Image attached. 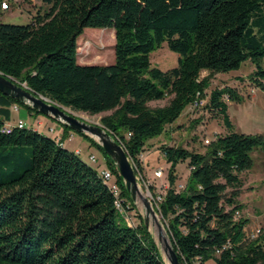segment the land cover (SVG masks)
I'll list each match as a JSON object with an SVG mask.
<instances>
[{
  "label": "trees",
  "instance_id": "obj_1",
  "mask_svg": "<svg viewBox=\"0 0 264 264\" xmlns=\"http://www.w3.org/2000/svg\"><path fill=\"white\" fill-rule=\"evenodd\" d=\"M44 1L49 9L29 24H0V72L64 108L111 112L101 124L136 174L148 141L165 134L198 94L206 99L215 74L250 60L257 67L252 81L264 91V0ZM87 28L115 30L113 64H79L78 38ZM164 44L178 55L177 67L152 65L151 54ZM231 91L216 88L206 102L228 130L206 152L159 148L170 165L169 186L155 210L181 264H264V229L248 239L238 200L240 175L264 139L235 132L224 100L234 98ZM15 105L0 93V264H166L142 216L135 226L125 219L135 201L103 148L79 133L105 155L113 185L63 140L26 126L4 132ZM179 163L190 168L181 191Z\"/></svg>",
  "mask_w": 264,
  "mask_h": 264
},
{
  "label": "rangeland",
  "instance_id": "obj_2",
  "mask_svg": "<svg viewBox=\"0 0 264 264\" xmlns=\"http://www.w3.org/2000/svg\"><path fill=\"white\" fill-rule=\"evenodd\" d=\"M9 8L0 11V24L27 25L34 18L43 14L49 9V5L44 0H4ZM115 30L87 28L78 38V62L82 65H109L115 61ZM178 55L170 51L166 44L155 50L150 60L154 67L161 70H168L178 66ZM264 69V58L260 61ZM257 67L250 60L242 63L240 69L228 73L215 74L211 79V85L207 89L206 102L209 101L211 92L216 88L230 87L234 98L225 97L228 104V115L232 122L235 132L246 135L262 137L264 139V91L257 88L252 78ZM208 75L203 72L202 77ZM169 103V100L151 103L152 107H163ZM76 117L91 123L101 124V118L109 115L111 112L99 115H90L88 113L76 112L66 108ZM19 113L13 112L11 124H16L19 120L23 121L27 128L38 130L45 136L54 140H63L64 147L72 153L79 151V157L92 168L102 172L110 169L107 159L103 152L99 151L79 133L69 131L66 133L64 127L57 121L37 114L35 111L29 112L24 106H19ZM20 119H17L19 118ZM227 128L219 116L210 112L206 105L200 109L192 111L187 107L179 119L168 127L165 134L148 141L146 151L140 156V171L137 173L138 182L141 187L143 197L148 198L153 208L157 202L161 201V196L168 189L167 174L170 165L163 157L160 146L163 144L183 146L195 152L204 153L208 149L206 141H214L217 136H223L227 133ZM264 146V145H263ZM255 148L250 156L252 166L249 170L241 173L240 177L244 186L240 192L238 200L245 207L242 216L248 218V235L257 234L259 229L264 228V147ZM78 153V152H77ZM94 155L95 162L89 160ZM132 163V162H131ZM133 165V163H132ZM116 167V166H115ZM134 169L136 168L133 165ZM117 169V168H116ZM162 169L163 173L157 177L155 173ZM136 170V169H135ZM142 174V175H141ZM190 175V168L186 163L177 165V190L184 189ZM115 183V176L108 181L109 185ZM150 187L155 189V195L150 191ZM142 199V198H141ZM135 201V209L125 211L127 222L135 226L138 223L137 216L141 215L143 220L146 216V210L143 201ZM156 221L151 218L150 232L152 233L159 249L163 255L166 264H169L164 253V241H160L159 224L162 226L163 239L170 243V236L166 225L160 215L156 214ZM254 240V239H252Z\"/></svg>",
  "mask_w": 264,
  "mask_h": 264
},
{
  "label": "water",
  "instance_id": "obj_3",
  "mask_svg": "<svg viewBox=\"0 0 264 264\" xmlns=\"http://www.w3.org/2000/svg\"><path fill=\"white\" fill-rule=\"evenodd\" d=\"M0 93L6 95L20 103L21 105L32 108L35 112L49 117L61 125L70 127L73 131L86 134L94 139L104 150L106 155L114 162L119 175L122 177L124 184L131 194L134 201L139 194V182L135 169L121 143L102 124H91L78 117L66 108L57 105L51 99L31 91L24 84H20L15 79L6 76L0 72ZM146 216L144 224L150 228V220L156 219V210L153 208L151 201L142 197ZM160 241H164V253L170 264H181L178 254L172 244H168L167 239H163L162 226L159 224Z\"/></svg>",
  "mask_w": 264,
  "mask_h": 264
},
{
  "label": "built area",
  "instance_id": "obj_4",
  "mask_svg": "<svg viewBox=\"0 0 264 264\" xmlns=\"http://www.w3.org/2000/svg\"><path fill=\"white\" fill-rule=\"evenodd\" d=\"M2 6H3V8H5V9H8V7H9V5H8L7 2H3V3H2ZM205 105H206V99L201 98L200 94H198L197 98H196V99L194 100V102L189 106V108H190L192 111H194V110H196V109H200V108H202V107L205 106ZM12 110H13V111H19V106H18V105L13 106V107H12ZM13 126H17L18 128H23V127L25 126V124H24V122L21 121V120H19L16 124L7 123V124L4 126L3 131H4V132H10V129H11ZM206 144H210V141L207 140V141H206ZM77 152H78V154H80L79 151H77ZM89 160L92 161V162H95V161H96V158H95L94 155H91L90 158H89ZM162 173H163V170H162V169H159V170L155 173V175H156L157 177H160V176L162 175ZM100 175H101V177H102L105 181H109V180L111 179V177H112V176H111V172H110L109 170H103L102 172H100ZM113 188H114V190H115V186H113ZM117 207L120 208V203H119L118 201H117ZM261 229H264V228H261ZM261 229H259V231H258L257 234L248 235V239H249V240L255 239V238L258 236V234H259V232L261 231Z\"/></svg>",
  "mask_w": 264,
  "mask_h": 264
},
{
  "label": "bare ground",
  "instance_id": "obj_5",
  "mask_svg": "<svg viewBox=\"0 0 264 264\" xmlns=\"http://www.w3.org/2000/svg\"><path fill=\"white\" fill-rule=\"evenodd\" d=\"M139 194L137 196V201H139V199H141L143 197V193H142V190H141V187L139 185ZM168 244L170 245V242L168 241ZM167 258V257H166ZM168 261V260H167ZM169 263V262H168ZM170 264V263H169Z\"/></svg>",
  "mask_w": 264,
  "mask_h": 264
},
{
  "label": "crops",
  "instance_id": "obj_6",
  "mask_svg": "<svg viewBox=\"0 0 264 264\" xmlns=\"http://www.w3.org/2000/svg\"><path fill=\"white\" fill-rule=\"evenodd\" d=\"M154 103V102H153ZM13 112H16V113H19L20 112V110L19 111H13ZM13 112H12V110H11V117H10V121H11V119H13ZM17 119H20V117L19 118H17ZM10 121H8L7 123H10ZM38 131V130H37ZM63 146H64V144H63Z\"/></svg>",
  "mask_w": 264,
  "mask_h": 264
}]
</instances>
